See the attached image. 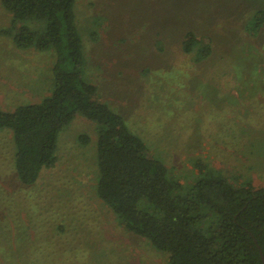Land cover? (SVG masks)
Wrapping results in <instances>:
<instances>
[{"label":"rangeland","instance_id":"obj_1","mask_svg":"<svg viewBox=\"0 0 264 264\" xmlns=\"http://www.w3.org/2000/svg\"><path fill=\"white\" fill-rule=\"evenodd\" d=\"M261 11L264 0L75 2L84 78L187 186L201 159L238 186L264 187ZM11 20L0 0L6 111L52 95L57 61L54 50H23L4 35ZM189 32L211 44L209 58L184 51ZM98 142L97 123L78 114L59 135L55 167L26 185L13 166V133L0 130V264H169L98 197Z\"/></svg>","mask_w":264,"mask_h":264},{"label":"trees","instance_id":"obj_2","mask_svg":"<svg viewBox=\"0 0 264 264\" xmlns=\"http://www.w3.org/2000/svg\"><path fill=\"white\" fill-rule=\"evenodd\" d=\"M75 2L2 0L12 15L2 33L20 49L54 50L57 57L52 95L12 111L0 107V130L13 133L18 179L32 185L43 169L55 167L59 135L80 114L98 125V197L169 264H264V187L250 181L238 186L201 159L195 162L198 180L187 186L154 158L147 143L84 78ZM255 23L264 25V11ZM201 41L189 32L183 42L197 61L212 54L211 44Z\"/></svg>","mask_w":264,"mask_h":264},{"label":"water","instance_id":"obj_3","mask_svg":"<svg viewBox=\"0 0 264 264\" xmlns=\"http://www.w3.org/2000/svg\"><path fill=\"white\" fill-rule=\"evenodd\" d=\"M263 259H264V257H263Z\"/></svg>","mask_w":264,"mask_h":264}]
</instances>
